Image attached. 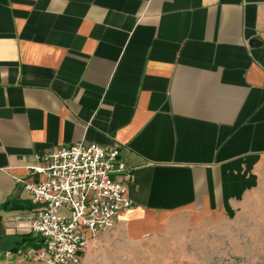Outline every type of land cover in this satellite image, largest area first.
<instances>
[{
    "label": "crops",
    "instance_id": "0c3cea01",
    "mask_svg": "<svg viewBox=\"0 0 264 264\" xmlns=\"http://www.w3.org/2000/svg\"><path fill=\"white\" fill-rule=\"evenodd\" d=\"M78 142L121 148L116 227L240 205L264 181V0H0V264H44L11 251L25 183Z\"/></svg>",
    "mask_w": 264,
    "mask_h": 264
},
{
    "label": "built area",
    "instance_id": "2783aa9c",
    "mask_svg": "<svg viewBox=\"0 0 264 264\" xmlns=\"http://www.w3.org/2000/svg\"><path fill=\"white\" fill-rule=\"evenodd\" d=\"M120 155L118 146L78 142L38 156L44 164L33 171L46 177L25 183L36 205L31 231L40 238L30 256L44 264H82L91 237L116 227L132 206L129 171Z\"/></svg>",
    "mask_w": 264,
    "mask_h": 264
},
{
    "label": "rangeland",
    "instance_id": "374dc122",
    "mask_svg": "<svg viewBox=\"0 0 264 264\" xmlns=\"http://www.w3.org/2000/svg\"><path fill=\"white\" fill-rule=\"evenodd\" d=\"M82 264H264V181L225 215L183 213L147 234L105 231Z\"/></svg>",
    "mask_w": 264,
    "mask_h": 264
},
{
    "label": "trees",
    "instance_id": "16d2710c",
    "mask_svg": "<svg viewBox=\"0 0 264 264\" xmlns=\"http://www.w3.org/2000/svg\"><path fill=\"white\" fill-rule=\"evenodd\" d=\"M9 202L10 201L8 200L6 203H4L3 207L5 208L10 207ZM33 206H35L34 203ZM27 246H35V247L40 246V238L36 236L32 231H29L27 233L18 236L17 245L12 247L11 251L17 253L20 252V250L26 248Z\"/></svg>",
    "mask_w": 264,
    "mask_h": 264
}]
</instances>
